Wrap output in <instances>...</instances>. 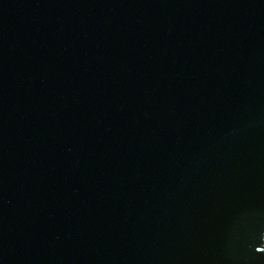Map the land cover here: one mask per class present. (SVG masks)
<instances>
[{"label": "water", "instance_id": "95a60500", "mask_svg": "<svg viewBox=\"0 0 264 264\" xmlns=\"http://www.w3.org/2000/svg\"><path fill=\"white\" fill-rule=\"evenodd\" d=\"M0 264H264V0H0Z\"/></svg>", "mask_w": 264, "mask_h": 264}]
</instances>
